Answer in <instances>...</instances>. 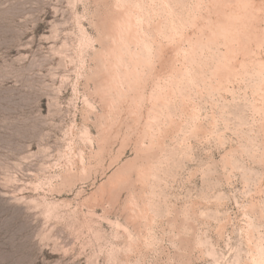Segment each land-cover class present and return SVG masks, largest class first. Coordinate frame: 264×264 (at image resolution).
Segmentation results:
<instances>
[{"label": "rangeland", "instance_id": "obj_1", "mask_svg": "<svg viewBox=\"0 0 264 264\" xmlns=\"http://www.w3.org/2000/svg\"><path fill=\"white\" fill-rule=\"evenodd\" d=\"M0 264H264V0H0Z\"/></svg>", "mask_w": 264, "mask_h": 264}]
</instances>
